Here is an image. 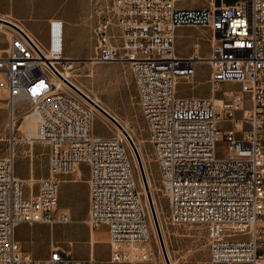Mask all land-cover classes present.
Instances as JSON below:
<instances>
[{"label":"built area","instance_id":"2783aa9c","mask_svg":"<svg viewBox=\"0 0 264 264\" xmlns=\"http://www.w3.org/2000/svg\"><path fill=\"white\" fill-rule=\"evenodd\" d=\"M109 2L118 3V16H109ZM176 2L104 0L92 29L94 55L130 65L150 153L160 152L154 161L168 220L202 224L208 264H264V0L203 8ZM9 27L0 48V101L9 107L8 152L0 157V264H98L92 254L67 257L70 252L52 244L45 258H34L15 238L21 222L69 221L58 208L56 176L82 162L87 223L105 229L109 261H147V209L122 139L92 133V107L64 77L75 61L64 55L63 20H48L43 43ZM178 27L207 32L208 56L197 41L189 54H177ZM197 61L208 65L211 95H178L179 78H192ZM225 83L230 87L219 93ZM19 102L29 104L21 109L22 136ZM44 113H52L53 124H45ZM220 141L223 156L216 152ZM34 142L48 147L47 176L27 193L15 175V145Z\"/></svg>","mask_w":264,"mask_h":264},{"label":"rangeland","instance_id":"374dc122","mask_svg":"<svg viewBox=\"0 0 264 264\" xmlns=\"http://www.w3.org/2000/svg\"><path fill=\"white\" fill-rule=\"evenodd\" d=\"M196 1L190 0L188 3ZM215 1L220 2V0ZM223 1L232 4L236 0ZM103 3L104 0H0V14L13 13L18 22L23 24L24 21V26L29 29L31 35L42 43L46 38L44 18L50 15L63 20L65 27L64 55L75 61L72 68L68 70L69 78L79 85L83 93L85 92L96 100L109 114L115 117L125 127L138 147L165 250L171 261L173 264H208V242L202 224H173L168 220L167 199L160 190L157 165L152 152L150 153L146 126L138 105L129 63L122 57L105 62L96 60L93 51L95 41L92 29L97 20L98 9L102 8ZM1 28L3 31L0 30V48L4 47L7 42L4 29L12 33L10 27L2 26ZM194 41L199 43L200 54L208 56L210 44L207 32L198 27H178L175 30L177 54H189ZM194 69L192 78H179L176 85L177 94L180 96L211 95L212 91L207 81L209 73L207 63L197 61L194 64ZM228 87L230 84H222L218 89L219 93ZM215 97L220 96L216 95ZM86 101L88 102V100ZM89 102L92 103V100ZM23 107L27 109L29 104L22 105L19 102L16 105V124L19 125L17 132L19 136H22L25 130L21 120ZM92 110L91 131L95 136L116 135L122 139L134 172L137 189L143 205L147 209L151 245L150 259L133 264H166L152 219L148 193L139 170L136 153L123 133L119 132L103 113L94 107ZM8 121L9 107L5 102L0 101V157L5 156L8 152ZM216 152L220 156L226 154L224 142L217 143ZM47 163L48 147L45 143H18L15 145V175L22 180L25 192L36 191L38 180L47 176ZM75 167L80 168L81 175L74 183L70 181V177L71 174L77 177ZM75 167L74 171L62 172L56 176L59 179L58 208L69 213V221L54 222L53 224L21 222L15 227V238L20 242L22 249L34 258H45L52 244L70 252L71 254H68L67 257L88 258L92 254L98 264H130L110 262L105 229L90 230L87 223V165L82 162L79 166L76 164ZM30 182L32 183L31 187Z\"/></svg>","mask_w":264,"mask_h":264},{"label":"bare ground","instance_id":"6f19581e","mask_svg":"<svg viewBox=\"0 0 264 264\" xmlns=\"http://www.w3.org/2000/svg\"><path fill=\"white\" fill-rule=\"evenodd\" d=\"M15 15L13 13H8L6 15H1L0 14V29H3L1 28L2 26H5V27H8V25H6L5 23L9 22V23H12L14 25H16L18 28H20L22 31H24L26 34H28L33 40L35 39L32 35H31V32L28 31V29L25 28L24 24H21L20 22H18V20L16 19V16L14 17ZM109 16H118V3L117 2H110V6H109ZM5 22V23H3ZM8 24V23H7ZM3 31V30H2ZM4 32L6 33L7 37L11 34L10 31L8 30H5L4 29ZM93 60V59H92ZM92 62H96V61H92ZM98 62V61H97ZM64 77L68 79V81L73 84L79 91H81L83 93V90L79 87V85H77L72 79L69 78V75H65L64 74ZM77 92V91H76ZM78 93V92H77ZM85 93V92H84ZM83 93V94H84ZM81 96V95H80ZM85 96H87L89 99L92 100V103L89 102L90 106L91 107H94L96 108L99 112L103 113L101 111L100 108H102L103 110H105L101 105H99L96 100H94L93 98L89 97L86 93H85ZM82 97V96H81ZM85 100H87L85 97H83ZM90 100V101H91ZM98 104L97 106H99L98 108L94 106V104ZM141 109V108H140ZM106 111V110H105ZM107 112V111H106ZM104 114V113H103ZM105 115V114H104ZM115 118V117H114ZM109 119V118H108ZM116 119V118H115ZM44 120H45V124H53V115L52 113H44ZM117 120V119H116ZM111 121V120H110ZM118 121V120H117ZM112 122V121H111ZM119 122V121H118ZM120 123V122H119ZM112 124L118 129L119 132H121V129L115 124L112 122ZM122 125V124H121ZM122 127L125 129V127L122 125ZM136 147V150H137V153L141 159V154H140V151L138 149L137 146ZM152 155L154 157V160H160V152H152ZM75 167V166H74ZM77 173L79 174L80 170H79V167H75ZM32 179V178H31ZM29 180V179H28ZM148 180H146L147 182ZM31 183V182H30ZM147 185H148V188H149V184L147 182ZM150 191V189H149ZM164 243V242H163ZM150 242H149V247H150ZM166 255H167V259L169 261V264H173V262L171 261V258L169 257V254L168 252H166ZM167 264V263H166Z\"/></svg>","mask_w":264,"mask_h":264},{"label":"water","instance_id":"95a60500","mask_svg":"<svg viewBox=\"0 0 264 264\" xmlns=\"http://www.w3.org/2000/svg\"><path fill=\"white\" fill-rule=\"evenodd\" d=\"M10 26H12L13 28L19 30V28L12 24V23H9L7 22ZM70 87L76 92H78L79 95H81L82 97H85L87 100L90 101V99L85 96V94H83L81 91H79L73 84H71L70 82L66 81ZM97 106V105H96ZM99 107V106H97ZM99 109H101V111L105 114V116L107 118H109V120H111L113 123H115L120 129H121V132L123 133V135L126 137V139L128 140V142L130 143L131 147L133 148L134 152L136 153V156H137V161H138V166H139V170H140V173L142 175V178H143V181H144V184H145V188L147 190V193H148V199H149V204H150V211H151V215H152V219H153V222H154V226L156 228V232H157V235H158V239H159V242H160V245H161V248H162V252H163V255H164V258H165V261L167 264H169V261L167 259V255H166V250H165V246H164V243H163V238H162V235H161V231H160V227H159V222H158V219H157V215H156V212H155V208L153 206V202H152V199H151V195H150V192H149V188H148V185H147V182H146V177H145V173H144V169H143V165H142V162L140 160V157L137 153V150L135 148V145L130 137V135L128 134V132L122 127V125L111 115L109 114L108 112H106L105 110H103L102 108L99 107Z\"/></svg>","mask_w":264,"mask_h":264},{"label":"crops","instance_id":"0c3cea01","mask_svg":"<svg viewBox=\"0 0 264 264\" xmlns=\"http://www.w3.org/2000/svg\"><path fill=\"white\" fill-rule=\"evenodd\" d=\"M189 1L190 0H177L176 4L178 7H187V8H194V7L203 8V7H209V6H214V5L219 4L215 0H197L194 3H188ZM50 18H51L50 15L44 18V24L46 27H47L48 20ZM23 24H24V21H23ZM25 28L27 29L26 26H25ZM28 31H29V29H28ZM78 166H79V164H78ZM73 170H75V169L73 168ZM76 173H77V171H76ZM80 175H81V172H80V174L77 173V177H74L73 174H71L70 181L75 183V181H77V179H78V177H80ZM86 179H87V175H86ZM29 184L31 185L32 183H29ZM87 194H88V186H87ZM87 202H88V199H87Z\"/></svg>","mask_w":264,"mask_h":264}]
</instances>
